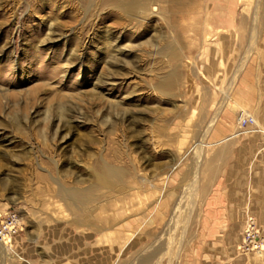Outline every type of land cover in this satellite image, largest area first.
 Returning <instances> with one entry per match:
<instances>
[{"label": "rangeland", "instance_id": "rangeland-1", "mask_svg": "<svg viewBox=\"0 0 264 264\" xmlns=\"http://www.w3.org/2000/svg\"><path fill=\"white\" fill-rule=\"evenodd\" d=\"M138 2L0 0V264H264V219L206 201L215 140L261 137L223 108L264 0Z\"/></svg>", "mask_w": 264, "mask_h": 264}, {"label": "crops", "instance_id": "crops-1", "mask_svg": "<svg viewBox=\"0 0 264 264\" xmlns=\"http://www.w3.org/2000/svg\"><path fill=\"white\" fill-rule=\"evenodd\" d=\"M254 64L259 65L258 71H254L252 76L246 72L241 77L244 80L239 86L243 94L236 92V98L223 108V117L229 127L235 125L231 121L233 115L237 117L240 113L249 114L252 118L262 114L260 124L264 127V57H259ZM263 142L262 135L249 137L231 132L215 140L214 145L222 146V149L213 153L212 161L222 160L223 163L214 167L213 176L221 186L216 191L212 189L206 201L211 207L226 208L221 219H244L247 209L255 219H264Z\"/></svg>", "mask_w": 264, "mask_h": 264}, {"label": "built area", "instance_id": "built-area-1", "mask_svg": "<svg viewBox=\"0 0 264 264\" xmlns=\"http://www.w3.org/2000/svg\"><path fill=\"white\" fill-rule=\"evenodd\" d=\"M239 127L243 130H254L264 137V127L257 128L254 118L242 116L239 119ZM19 232V219L13 212H9L3 218H0V240L10 241Z\"/></svg>", "mask_w": 264, "mask_h": 264}, {"label": "bare ground", "instance_id": "bare-ground-1", "mask_svg": "<svg viewBox=\"0 0 264 264\" xmlns=\"http://www.w3.org/2000/svg\"><path fill=\"white\" fill-rule=\"evenodd\" d=\"M123 1H127L128 2L127 5H126L127 8H133V9L137 8V6L140 3V2H138V0H122V2Z\"/></svg>", "mask_w": 264, "mask_h": 264}]
</instances>
